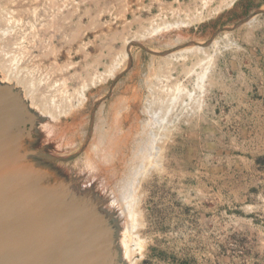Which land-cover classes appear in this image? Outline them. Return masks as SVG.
<instances>
[{
	"label": "rangeland",
	"instance_id": "1",
	"mask_svg": "<svg viewBox=\"0 0 264 264\" xmlns=\"http://www.w3.org/2000/svg\"><path fill=\"white\" fill-rule=\"evenodd\" d=\"M0 86L25 161L77 242L83 219L106 230L109 264H264V0H0ZM35 199L28 216L51 211Z\"/></svg>",
	"mask_w": 264,
	"mask_h": 264
},
{
	"label": "water",
	"instance_id": "2",
	"mask_svg": "<svg viewBox=\"0 0 264 264\" xmlns=\"http://www.w3.org/2000/svg\"><path fill=\"white\" fill-rule=\"evenodd\" d=\"M258 14L262 13L259 11L254 13V15ZM0 91L7 97L15 99L16 103L10 111L11 117L0 124V183L5 186L14 183L13 185L20 187L34 185L35 195H40L39 192H42V196L47 197L48 191L54 189L49 190L44 185L35 164L25 161L27 157L38 154L23 151L19 142L20 134L23 132L26 135V127L23 124L25 121L21 115V109L25 108L11 87L0 86ZM26 137L29 138L30 135ZM63 198L62 205L66 202L71 204H66L68 208L78 204V200L72 201L73 197L67 200L63 195ZM23 207H25L24 201L8 202L6 195L0 203V264H108L106 259L110 260L112 246L102 245L109 236L101 226H95V233L89 229H82L83 238L79 239L77 245L79 249L74 247L70 255L59 261L58 257L57 260L53 258L56 253V239L50 238L42 225L36 226L28 214L22 211ZM73 216L80 219V216H86V213H76ZM14 236L17 238L14 239ZM110 264H114L113 260Z\"/></svg>",
	"mask_w": 264,
	"mask_h": 264
},
{
	"label": "bare ground",
	"instance_id": "3",
	"mask_svg": "<svg viewBox=\"0 0 264 264\" xmlns=\"http://www.w3.org/2000/svg\"><path fill=\"white\" fill-rule=\"evenodd\" d=\"M254 16V15H253ZM253 16H251V17H249V18H247V19H245V21L244 22H248V21H250L251 19H252V17ZM202 50V47H195V48H189V49H187V50H184V51H186V53H190V52H193V51H195V52H198V51H201ZM0 95H2V97H6V102H7V104L8 105H6V108L4 109V108H2V111H3V113L2 114H5V118H4V120H6V119H8V118H10L11 117V115H10V111H11V109L13 108V104L15 103V101H14V103H12L11 101H9V99H10V97H7V95L5 94V93H3L2 91H0ZM14 100V99H13ZM12 100V101H13ZM16 104V103H15ZM1 119V118H0ZM1 122H2V120L0 121V124H1ZM149 145H148V149L151 147V142H149L148 143ZM147 149V148H146ZM151 150V149H150ZM148 151V150H147ZM28 158V157H27ZM14 184V183H13ZM6 185V186H8L10 189H12V187H19V188H24V189H27V188H29L30 190V192H32L33 194L35 193V186L34 185H32L33 187H30L29 185H26V186H18V185ZM49 192V191H48ZM17 193V192H16ZM40 193V195H17L16 196V194L15 195H12V196H14V197H16V198H18L19 200L20 199H22V201L24 200V198H26V199H30L32 196H36V199L38 198V201L39 202H41V203H44L51 211H49L48 212V210L47 211H45L44 210V212L42 211L41 213H42V215H40V213H39V215H33V213L31 212V213H29V214H31V216H29L30 218H31V220H32V222H34L35 223V225L36 226H40V225H42L43 226V228H44V230L45 231H47L46 233H47V235L50 237V238H54V237H56L55 235H57L58 236V234H60V232H61V229L63 230V232H65V235H66V241H60L61 242V245H64L62 248H61V245H59V244H57L56 243V247H55V249H56V253H55V256H53V258L54 259H56L57 260V257L59 258V261H62V260H64V258L63 257H65V256H68V255H70L73 251V249H74V247H76V248H78L79 249V247H77V245H78V242H77V240H76V235H74V233H73V231H72V224L74 225V222H73V220L71 221V217H70V215H68L67 213H64V212H61V211H58L57 210V202H56V200H55V197H54V195H50L49 193H47V195H49V196H47V197H43L42 195V192H39ZM20 197V198H19ZM40 198V199H39ZM35 199V200H36ZM35 212V211H34ZM53 212V213H52ZM38 214V213H37ZM52 214H53V216H57V215H63L61 218L64 220V223L65 224H63L64 226H65V228H63L64 226H61V228H55L54 226H56V225H53L52 223H50L51 222V220H54V219H56V218H54V219H52L53 218V216H52ZM60 217V216H59ZM55 221H57V220H55ZM85 221L86 220H82V227L84 228V229H89V230H91V228H89L88 226H86L85 224H83V223H85ZM58 222H59V220H58ZM86 223L88 224V222L86 221ZM58 225V224H57ZM41 227V226H40ZM59 230V231H58ZM92 231V230H91ZM63 232H61V234L63 233ZM88 232H90V231H88ZM93 233H94V231H92ZM79 233V232H78ZM60 234V235H61ZM15 237V236H14ZM17 238V237H16ZM16 238H14V239H16ZM65 246H66V248H65ZM63 248H65V250L66 251H64L63 250ZM130 248V249H129ZM127 249H129V251H130V253L131 252H133V249L131 248V247H129L128 246V248ZM122 250V249H121ZM136 251V250H135ZM126 252V251H125ZM108 256V255H107ZM129 260L130 259H128V262H129ZM132 260V259H131ZM108 263V262H107ZM109 264V263H108ZM125 264H126V262H125Z\"/></svg>",
	"mask_w": 264,
	"mask_h": 264
}]
</instances>
